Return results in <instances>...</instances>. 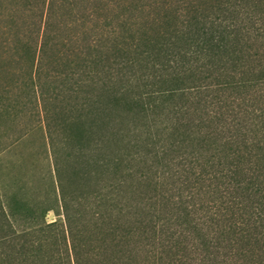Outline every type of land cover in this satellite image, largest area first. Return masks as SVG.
<instances>
[{
	"label": "trees",
	"instance_id": "1",
	"mask_svg": "<svg viewBox=\"0 0 264 264\" xmlns=\"http://www.w3.org/2000/svg\"><path fill=\"white\" fill-rule=\"evenodd\" d=\"M88 1L46 0L35 40L0 29L58 192L0 185V264H264V0H101L57 34Z\"/></svg>",
	"mask_w": 264,
	"mask_h": 264
},
{
	"label": "rangeland",
	"instance_id": "2",
	"mask_svg": "<svg viewBox=\"0 0 264 264\" xmlns=\"http://www.w3.org/2000/svg\"><path fill=\"white\" fill-rule=\"evenodd\" d=\"M88 4L87 10L95 7L97 13L84 25L82 20L72 22L74 17L71 15L61 17L57 9L54 25L57 34L80 36L85 28L90 30L100 25V16L108 14L109 8L103 9L101 0H91ZM79 7L75 16L84 17L87 10L83 5ZM45 8L46 0H0V29L11 26L14 33L27 34V39L35 40L37 30L44 22ZM118 12L119 9H114V13ZM66 22L71 27H63ZM0 37L4 39L5 36L1 34ZM22 77L18 68L14 73H0V105L4 110L0 111V185L14 190L13 183L18 182L24 188L26 199L56 206V176L46 145L41 109L34 90L22 85ZM45 218L48 223L64 221L62 215L53 211H48Z\"/></svg>",
	"mask_w": 264,
	"mask_h": 264
}]
</instances>
